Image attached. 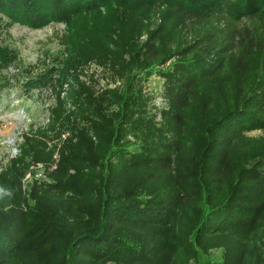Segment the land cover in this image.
Instances as JSON below:
<instances>
[{
  "label": "trees",
  "instance_id": "trees-1",
  "mask_svg": "<svg viewBox=\"0 0 264 264\" xmlns=\"http://www.w3.org/2000/svg\"><path fill=\"white\" fill-rule=\"evenodd\" d=\"M134 1L148 10L135 14L130 33L117 32V43V28L84 34L69 24L108 5L128 15ZM155 4L164 9L163 22L140 40ZM0 12L33 28L67 22L71 48H91L102 36L108 51L97 49L95 58L111 60L124 84L101 97L83 89L74 99L75 132L53 176L83 172L58 184L75 189L85 206L73 217L58 199L50 201L60 205L42 199L14 211L12 225L22 234L0 226V264L30 262L25 236L45 244L59 239L60 264L243 260L242 239L231 241L264 226V142L244 136L264 130V0H0ZM153 76L163 80L161 105L142 85ZM11 176L20 177L13 169ZM177 218L191 224L185 235L171 229ZM222 244V259H208ZM38 264H47L45 255Z\"/></svg>",
  "mask_w": 264,
  "mask_h": 264
},
{
  "label": "rangeland",
  "instance_id": "rangeland-1",
  "mask_svg": "<svg viewBox=\"0 0 264 264\" xmlns=\"http://www.w3.org/2000/svg\"><path fill=\"white\" fill-rule=\"evenodd\" d=\"M134 3H129L131 12L128 15H124L123 11L115 13L116 7L108 5L100 7L101 12L75 15V21L69 24L84 34H88L91 29L109 33L117 28L120 31H116L112 40L117 43V32L130 33V26L137 23L134 19L138 12L148 10V5L136 9ZM160 6L155 4L150 7L147 15L149 18L145 21L146 30L139 37L140 40L147 38L149 29L155 30L162 24L159 10L162 12L164 9ZM123 17H126L124 24L118 26ZM67 24L63 21L51 22L33 28L13 23L6 14L0 12V189L3 190L0 192V226L7 229L12 226L15 236L22 233L21 229L15 227L16 224L12 225L15 222L13 217H16L14 211L25 213L37 201L43 199L44 203L54 205L60 204L50 200L63 201V205L69 207L72 217L75 208L85 206V200L75 196V189L69 192L66 189L68 187L58 184L62 181L66 184L67 178L77 181L75 176L82 177L83 172L77 175L72 170L69 175L62 173L53 176L60 152L75 132L74 119H71L75 110L74 99L83 89L90 90L95 97H101L124 86L123 80L113 71L111 60L107 63L99 60L100 55L105 54V49L108 51L100 39L103 37L93 39L95 42L91 48L88 43L83 44V50L71 48L69 37L72 31ZM109 48L115 50V45ZM97 49L101 52L98 59L95 58ZM142 85L146 95L161 105L163 80L153 76ZM154 124L162 126L158 121ZM128 127L129 124L126 129ZM147 129L144 127L141 131L146 132ZM244 136L256 140L258 145L264 142V130L251 131ZM47 158H50L49 161ZM11 169L14 174L18 172L20 177L17 180H13ZM40 179L46 181L43 182L45 185L38 182ZM190 226L189 220L177 218L171 229L185 235L190 231ZM165 231L160 230L164 232L162 238L169 236L171 240L170 232ZM241 234L237 232V238L231 242L242 239L245 258L241 261L237 258L234 264H264V226L248 229L244 236ZM23 240L25 253L30 258L27 264H38L43 255L47 264L61 263V249L54 248L61 245L59 239L47 244L35 242L27 236ZM223 249V244L213 248L208 259H222L225 254ZM52 251L57 254L50 256ZM108 264L116 262L110 260Z\"/></svg>",
  "mask_w": 264,
  "mask_h": 264
},
{
  "label": "clouds",
  "instance_id": "clouds-1",
  "mask_svg": "<svg viewBox=\"0 0 264 264\" xmlns=\"http://www.w3.org/2000/svg\"><path fill=\"white\" fill-rule=\"evenodd\" d=\"M0 192H3V190L2 189H0ZM5 195H7V193H4Z\"/></svg>",
  "mask_w": 264,
  "mask_h": 264
}]
</instances>
